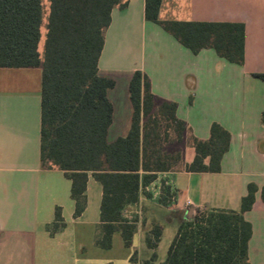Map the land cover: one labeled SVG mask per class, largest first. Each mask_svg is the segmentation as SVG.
I'll use <instances>...</instances> for the list:
<instances>
[{"label": "crops", "instance_id": "1", "mask_svg": "<svg viewBox=\"0 0 264 264\" xmlns=\"http://www.w3.org/2000/svg\"><path fill=\"white\" fill-rule=\"evenodd\" d=\"M159 19L241 23L245 62L230 63L213 49L193 54L160 25L146 21L145 0H127L126 8L112 11L99 59L100 75L116 82L108 92L114 107L108 139L130 129L132 115L118 114L116 101L121 97L126 108L131 104L129 83L141 71L157 98L177 104V117L187 125L186 163L195 158L188 143L192 137L208 140L214 123L228 131L221 172L159 174L145 188L151 196L141 194L126 210L137 218L132 245L127 247L117 232L110 249L99 248L101 184L89 177L86 209L75 218L71 180L41 167L42 70L0 68V264H143L153 254L146 237L156 225L163 227L155 263L161 264L192 209L240 211L251 183L258 191L244 215L252 225L248 256L250 264H264V81L254 77L264 73V0H162ZM164 180L176 194L170 207L159 203ZM57 209L65 226L52 233Z\"/></svg>", "mask_w": 264, "mask_h": 264}, {"label": "trees", "instance_id": "2", "mask_svg": "<svg viewBox=\"0 0 264 264\" xmlns=\"http://www.w3.org/2000/svg\"><path fill=\"white\" fill-rule=\"evenodd\" d=\"M161 3L145 0L146 21L160 25L193 54L213 49L230 63L244 64L243 24L161 21ZM126 7L127 0H49L41 53L43 0H0V68L42 70L41 167L62 171L71 180L75 218L86 209L89 177L101 184L96 245L102 249L112 247L117 232L127 247L132 245L137 218L129 220L123 214L139 202L141 194L151 196L145 188L159 174L219 173L231 139L228 131L214 123L208 140L192 137L188 141L195 158L186 163L187 125L177 117V104L157 98L147 75L136 71L129 83L130 129L109 141L114 107L108 92L116 82L100 75L99 59L113 9ZM254 77L264 81V73ZM161 189L159 203L172 206L176 195L172 186L164 180ZM257 191L255 184L248 185L240 211L206 210L203 216L183 221L161 264H250L252 225L244 215L253 209ZM64 226L57 209L51 232ZM162 235L160 225L149 231L146 244L153 254L143 264L157 262Z\"/></svg>", "mask_w": 264, "mask_h": 264}, {"label": "rangeland", "instance_id": "3", "mask_svg": "<svg viewBox=\"0 0 264 264\" xmlns=\"http://www.w3.org/2000/svg\"><path fill=\"white\" fill-rule=\"evenodd\" d=\"M43 7H44V13H43V23H42V27H41V34H42V38H41V42L39 45V50L42 53L43 52V46H44V41H45V36H46V24H47V18H48V11H49V0H43ZM117 103V112L118 114L123 113L124 115L130 114V116L132 115V106L129 103L128 107L126 108L125 106V102L126 100H122V98H118V100L116 101ZM114 134H112L113 136ZM169 232L170 230H168L165 239H164V244L163 247L161 248L160 253L163 254L164 256H166V251H165V243L169 240Z\"/></svg>", "mask_w": 264, "mask_h": 264}, {"label": "built area", "instance_id": "4", "mask_svg": "<svg viewBox=\"0 0 264 264\" xmlns=\"http://www.w3.org/2000/svg\"><path fill=\"white\" fill-rule=\"evenodd\" d=\"M168 184V183H167ZM162 187V186H161ZM161 190V191H160ZM162 192V189H159V194H161ZM172 202H175V196L172 197ZM191 206V202L188 200L187 201V207ZM206 214V209H203V208H198V209H192L191 212H190V219H192L193 217H195L196 215H205ZM124 217L129 219V220H132L133 218L132 217H129L127 216V211L124 212Z\"/></svg>", "mask_w": 264, "mask_h": 264}]
</instances>
